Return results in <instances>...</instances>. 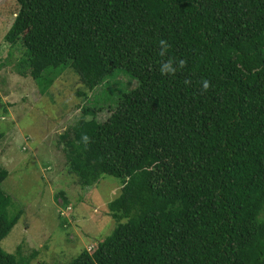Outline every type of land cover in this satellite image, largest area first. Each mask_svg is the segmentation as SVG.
<instances>
[{
  "label": "trees",
  "instance_id": "16d2710c",
  "mask_svg": "<svg viewBox=\"0 0 264 264\" xmlns=\"http://www.w3.org/2000/svg\"><path fill=\"white\" fill-rule=\"evenodd\" d=\"M17 2L7 57L41 94L67 68L85 99L116 68L137 79L104 120L83 105L59 135L77 184L121 182L110 233L67 264H264V0ZM9 200L0 186V242L24 212ZM28 261L0 244V264Z\"/></svg>",
  "mask_w": 264,
  "mask_h": 264
},
{
  "label": "rangeland",
  "instance_id": "374dc122",
  "mask_svg": "<svg viewBox=\"0 0 264 264\" xmlns=\"http://www.w3.org/2000/svg\"><path fill=\"white\" fill-rule=\"evenodd\" d=\"M18 8L17 0H0V167L8 171L0 186L10 198L8 215L21 208L24 212L0 244L17 258H29L28 264H67L82 248L92 250L110 233L115 221L107 204L120 192L121 182L105 174L91 187L77 184L67 170L59 135L83 105L101 107L95 118L104 120L110 113L107 104L136 86L137 79L116 68L102 85L87 91L85 99L78 91L86 89L67 68L48 93L41 94L30 76L15 71L20 53L7 57L9 45L3 36Z\"/></svg>",
  "mask_w": 264,
  "mask_h": 264
},
{
  "label": "clouds",
  "instance_id": "9594fccd",
  "mask_svg": "<svg viewBox=\"0 0 264 264\" xmlns=\"http://www.w3.org/2000/svg\"><path fill=\"white\" fill-rule=\"evenodd\" d=\"M159 48H160V51H159V55L161 57L165 56L168 52V49H169V44L166 40H163L161 39L159 41ZM186 61L184 60H180L179 61V65L178 67L179 68H183L186 66ZM175 65V61L173 59H168L166 62L162 63L161 66H160V71L162 74L164 75H174L177 71V67L174 66ZM191 81L189 80H185V84H190ZM201 85H202V88H201V91L202 92H206L209 88H210V82L207 80V79H202L200 81ZM83 141L85 144H88L89 143V137H87L86 135L82 137Z\"/></svg>",
  "mask_w": 264,
  "mask_h": 264
}]
</instances>
